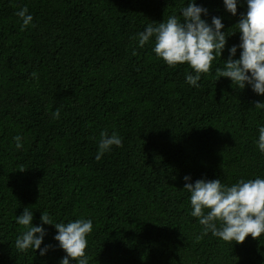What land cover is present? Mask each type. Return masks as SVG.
Returning <instances> with one entry per match:
<instances>
[{
  "label": "trees",
  "instance_id": "1",
  "mask_svg": "<svg viewBox=\"0 0 264 264\" xmlns=\"http://www.w3.org/2000/svg\"><path fill=\"white\" fill-rule=\"evenodd\" d=\"M187 3L0 0V264H59L66 255L52 225L46 255L16 250L25 229L15 218L26 207L36 226L44 212L54 223L91 219L89 264H264V234L239 244L204 235L183 189L185 175L228 186L264 178L255 143L264 96L215 75L239 44L232 33L246 4L233 16L223 0H196L209 23L222 18L227 37L199 87L185 83L187 64L169 67L152 41L138 45L146 25L182 19ZM25 7L33 21L22 31L15 13ZM102 132L122 146L96 160Z\"/></svg>",
  "mask_w": 264,
  "mask_h": 264
},
{
  "label": "clouds",
  "instance_id": "2",
  "mask_svg": "<svg viewBox=\"0 0 264 264\" xmlns=\"http://www.w3.org/2000/svg\"><path fill=\"white\" fill-rule=\"evenodd\" d=\"M240 0H223L225 10L233 16L237 15ZM246 11L240 14L235 24L240 33L239 44L228 48V58L223 68H216V81L221 77L229 78L231 86L240 90L250 87L260 96H264V0H243ZM16 16L21 22V30L27 28L33 21L28 9L22 8ZM208 9L198 5L196 0H188L187 6L180 9V16H169L166 21L158 24H148L138 33V45L143 47L152 41L156 57L167 66L187 64L192 73L185 74V83L199 87L201 75L209 73L211 64L216 57H221L227 44L222 18L212 16L209 23L202 17H207ZM231 34V35H232ZM230 35V36H231ZM229 37V36H228ZM239 49V58L234 59ZM255 108L264 109V102H256ZM59 110L52 113L53 118H59ZM15 147L22 148V137L15 136ZM257 149L264 155V125H258ZM122 146V138L115 132H102L98 142L95 159L111 151L112 147ZM183 189L190 194V215L198 219L203 226V234L224 241L243 243L249 235L258 238L264 234V178L241 179L231 186L224 185L219 179H198L194 183L188 181L191 177H183ZM16 223L25 229L15 240V248L20 253L32 250L44 256L54 248L53 245H41L47 235L44 225H52L56 229L54 241L66 254L59 264H89L86 255L87 237L93 230L91 219H76L67 222L54 223L47 212L40 216V225L33 224V212L24 208L21 215L16 216Z\"/></svg>",
  "mask_w": 264,
  "mask_h": 264
}]
</instances>
